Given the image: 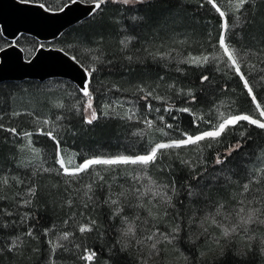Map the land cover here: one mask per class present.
I'll return each mask as SVG.
<instances>
[{"label":"trees","instance_id":"16d2710c","mask_svg":"<svg viewBox=\"0 0 264 264\" xmlns=\"http://www.w3.org/2000/svg\"><path fill=\"white\" fill-rule=\"evenodd\" d=\"M70 1L31 0L44 4L50 10H58ZM217 3L227 14L228 42L240 53L242 71L249 77L258 101L264 105V80H261L264 77V0H250L239 12L229 11L223 0H217ZM220 32L221 18L206 0H145V3L131 5L109 2L90 18L68 28L49 45L61 48L85 68L97 69L91 82L93 97L97 91L106 89L116 95L132 94L143 89L139 92L142 93V102L148 100L142 98L147 91L162 97L163 107L173 109L165 123L173 127L165 130L170 134L169 139H179L182 132L195 135L207 130L212 121L205 122L199 116L220 103L225 106L227 114L243 113L259 117L243 83L227 67L226 57L218 45ZM21 37L29 39L36 48L40 44L32 37ZM0 41L7 42L2 36ZM204 55L219 57L210 59L203 66L181 62L189 57ZM177 57L182 59L178 61ZM251 65H255V68ZM204 75L209 77V81L201 83L200 78ZM48 81L66 83L72 87L77 100L84 98L65 79L3 82L0 84V114L4 112V115L1 114L0 123L5 128H16L19 133L23 130L32 132V144L52 167H56V145L48 137L38 134L31 125L33 116L29 113L18 116L8 114V105L12 107L10 110L19 106L8 99L15 93H22L20 89L27 90L22 96L30 100L24 103L27 109L38 108L43 115H51L56 121L54 135L62 147L76 152L78 163L89 157L144 154L151 147L131 120L102 116L92 125L85 124L83 115L78 111L82 102L80 105L71 104L63 94L57 95L58 98L54 93L41 92L39 87ZM189 90L197 98L195 103H188L190 98L186 93ZM39 96L44 100L50 98L47 105L37 103ZM58 105L62 109L53 110L60 109ZM185 106L192 108L196 117L200 118L196 124L192 122L193 116L175 111ZM57 113L62 116L59 120ZM240 131H245L243 138L239 135ZM15 139L21 141L0 129V176H9L5 177V186L0 185V209L3 206L14 209L17 206L14 195L17 190L9 179L12 175L18 180L28 178L27 183L35 188L36 194L26 208L29 214L27 224L5 218L7 211H3L4 217H0V264H45L49 252L45 232L51 228L71 233L69 237L76 242L75 247L85 244L86 248L96 253L98 261L138 264L130 251L117 245L118 215H113L111 203L105 201L111 195L121 193L131 198L129 195L133 187L130 177L135 176V170L140 167L121 166L113 170L97 166L91 174L84 173L76 179L59 172H33L16 164ZM237 141L241 142L242 147L227 155V149ZM187 149L191 151L185 157ZM218 154L224 160L223 164L216 163ZM261 169H264V130L241 122L240 126L222 136L219 142L205 141L198 146L168 150L158 165L150 166L146 172L143 170L155 184L168 186L172 207L166 204L161 210L150 205L138 208V203L132 197L125 202L124 210L130 208L131 215L141 221L159 222L164 230L179 224V245L189 254L192 264H204L205 261L207 264H264L253 249L240 255L233 246L226 248L223 255L220 253L204 260L198 249L185 240V230L192 215L210 206L211 202L222 201L229 205L235 196L233 187H240L242 182L249 184L254 198L264 205V171ZM101 176L103 180L99 178ZM87 185H92V191H88ZM93 220L96 221L95 225L91 224ZM81 225L91 226L92 231L80 233ZM20 230L24 233L22 239L16 248L9 251L11 243L8 238L18 235ZM29 230L33 236L27 235ZM59 258L66 264H73L72 254L60 255Z\"/></svg>","mask_w":264,"mask_h":264},{"label":"rangeland","instance_id":"374dc122","mask_svg":"<svg viewBox=\"0 0 264 264\" xmlns=\"http://www.w3.org/2000/svg\"><path fill=\"white\" fill-rule=\"evenodd\" d=\"M89 1V0H87ZM226 3L227 8L229 11H233L229 6L228 0H223ZM19 43H17L23 50L25 58L28 59L36 46L29 40L24 37L19 38ZM126 41V40H123ZM8 45V42L0 41V48ZM45 46H48L49 44H44ZM219 57V56H218ZM178 61H180L182 58L177 57ZM47 81V80H46ZM42 93H54L56 97L64 95L65 99L69 101L71 104L74 103L76 105H81L86 103V98L82 99H76V95L74 94V91L71 86H68L66 83L60 82V81H48L45 84H43L41 87H39ZM19 91H22V93H15L13 94L8 101L17 103L19 106H16L14 109L10 110L12 107L8 105L9 107L8 114L14 115V113H29L34 118V121L31 122V125L36 128L38 132H40L41 129L44 131H53L54 127L56 125V121L53 120L52 116L50 115H43L44 113H41V111L38 108L35 109H27V105L24 103H28L29 98L22 97L23 94H26L25 89H20ZM141 90L135 91V93L129 94H112V92L109 89H106V91L99 92L97 91L95 96L93 97V103L94 106L97 109L98 116L99 117H119L127 120H131L134 122V124L139 128L138 133L145 136L148 143L152 146L155 143L159 142H168L170 138V134L167 130L166 119H169L171 116V113L165 112V108H169L168 106L163 107V100L161 99H155L154 97H160L155 92L150 91L152 93V97H150L146 102L140 101V96L142 95ZM149 91L144 93L146 95ZM58 95V96H57ZM68 95V96H67ZM40 98L37 100V103L41 105V102L47 105L48 100L50 98H47L46 100ZM59 98V97H58ZM9 103V102H8ZM51 103V102H50ZM54 103V102H53ZM142 103L151 104L152 109L149 110L146 105L142 106ZM22 104V105H21ZM70 105V104H69ZM108 105V108H105L104 106ZM59 107V106H58ZM60 109H54L53 110H61ZM159 108L161 111L157 112L156 109ZM225 106L220 103L214 106L211 110H209L206 114H201V119L204 121H212L210 123V126L207 130H210L213 124L218 123L219 113L223 112L227 115V112L225 110ZM107 111L108 115L105 116L103 113ZM1 114L4 115V112ZM0 114V118H1ZM30 115V116H31ZM129 116H132V119H128ZM163 116L164 121H160L159 117ZM57 117L60 116L59 113L56 114ZM259 118V117H258ZM146 119H150L154 121L153 127L149 129L147 125L144 123ZM262 121H264V118H260ZM44 120H48L49 123L45 125L43 123ZM59 120V119H58ZM160 129H163V131H160ZM206 131V130H205ZM23 132H30L28 130H23ZM17 139H21L20 142H18L15 139V145H16V153H17V165H19L22 168H27L32 170L33 172L36 171H44V168L52 169V171L49 172H60L59 165L55 163L56 167H52L51 164H48V162H45L41 156V152L38 148H36L31 141V137H24L22 135L16 136ZM63 148V158L67 162L69 159H73L74 156V163L73 166L78 165L79 163L76 161V152L62 147ZM34 149L38 151H34ZM191 150H188L185 152V157H187V154L190 153ZM136 175H140L141 178L139 180H134L132 176L130 178V183L132 184L133 189L130 191L129 197H133V201L137 202L136 207L141 206H151L152 208H156L158 210H161L166 207V204L163 202V200L157 196L153 197L151 192H147L143 196H139L138 193H136V189H139L140 192H145L146 187L149 186V180L146 178L145 172L138 168L135 170ZM5 177H9L7 174L4 175V177L0 180V185H4V181L6 180ZM9 179H11L14 183V186L16 187L15 190H17L15 195V201L17 202V206L13 209L8 206H3L0 209V215L1 218H3V211L5 212V215L7 217L5 218H11L12 221L17 222L18 224L25 223L29 221L28 212L26 208L28 207V204L25 205L24 201L31 200L32 196L28 195V189L32 188L30 186V183H27L28 178H21L16 179L14 175H12ZM246 182H242L240 187H233L235 191V196L230 200V204L226 205L224 203L218 202V203H212L210 206L203 207V209L197 211L194 215H192L191 222H189L185 232L187 239L186 242L190 245H194L198 251L201 253H205L201 259H211L212 256H216L221 253V248H223V251L233 246L236 252L241 253L246 250H248V241L246 239H242L243 236H252L253 240L251 241L252 249L260 255V241L264 240V224H252L248 225V232L244 233L241 229L238 231L237 234L232 236L229 240H225L222 236V230L221 228L211 223V218L214 217L217 221H220L225 226H231L234 222L237 221L236 213L239 211L241 207H244L245 209H248L250 207L254 208H260L264 210V205L258 202V199L254 198V192L250 191L248 193H245L243 191V185ZM153 191H162L164 193H167V195H170V191L167 188H163L162 185L153 184L151 185ZM110 199H115L118 201L117 205L111 204V209L113 210V213L117 207L122 208L123 211L118 215V225H117V245L119 248L123 250L130 251L132 255L135 257L138 264H143V260H147V264H192V259L190 258L189 254L186 253L179 245L178 237L173 240L171 244L164 242L157 245V249L159 250V255H155L152 253V250L150 248V244L152 242L147 241L146 237L148 235H151L153 232L159 230L157 232V237H159V233H167L172 234V229L174 227H171L170 229L164 230L162 228V225L159 224V222H146L141 221L139 218L134 217L131 215V209H127V211L124 210V204L128 199L127 196L123 195H111ZM248 201H252L251 204L248 203ZM243 202V204H242ZM217 210H219V215H217ZM8 213H11V215H8ZM27 213V216L25 215ZM117 216V215H116ZM225 216H228V219H225ZM131 225L134 229V232L132 235L128 237H124L122 235V232ZM29 229V228H28ZM207 229V231H205ZM24 230V226H23ZM46 235V243L49 247V252L47 256V260L45 264H66L63 259L59 258L60 255L65 254H72L73 255V264H86L85 261L79 259L81 255L84 254V249L87 247L85 244L79 246V248H76V242L72 241L70 237L67 240H59V237L63 235L64 230L58 229V228H51V230H47ZM181 231L179 232V234ZM178 234V235H179ZM24 233L22 230L18 231V235H14L12 237H9L10 243H12L13 240H16V243L20 242L22 239ZM19 238V239H17ZM219 240V244L216 243V241ZM49 241L58 242L59 244L63 245L61 248H57L55 252L52 251L51 245L49 244ZM137 241H143V243H137ZM125 244H127V248L125 249ZM89 249V248H87ZM62 253V254H61ZM183 253V255H181ZM187 256L188 259L185 260L184 257ZM261 259L264 260V256H261ZM75 259V260H74ZM92 264H108L106 261H98V259L95 257V260L92 262Z\"/></svg>","mask_w":264,"mask_h":264},{"label":"snow or ice","instance_id":"6c2138e0","mask_svg":"<svg viewBox=\"0 0 264 264\" xmlns=\"http://www.w3.org/2000/svg\"><path fill=\"white\" fill-rule=\"evenodd\" d=\"M31 0H20V3L27 4L30 3ZM81 2V0H71V4H76ZM89 2L92 5V11L90 14H95L97 11H100L102 9V6L111 2L113 4H123V5H131V4H142L145 3V0H89ZM229 6L232 10L235 12H239L246 4H249L250 0H228ZM206 3L211 5V7L216 11V13L219 14L221 18V32L219 34V40L218 45L219 49L222 51V55L226 57V63L227 67H229L231 70L234 71L235 75L239 77L240 81L243 83V87L247 92V95L251 97V100L253 104L255 105V108L257 112L259 113V118H254L253 115L249 114H225L223 112L219 113L218 123L213 124L210 130H206L203 132H200L198 134L192 135L188 134L187 132H182L181 137L179 139H171L168 142H159L152 145L144 154L139 155H117L114 157H89L84 159L81 163L78 165L73 166L74 163V156L73 159H69L67 162L63 158V148L61 146V142L59 139H57L56 135H54L53 131H44L43 129L40 130L38 133L39 135H43L48 137V139L52 140L56 145V159L55 163L59 165V174L70 177L72 179L79 178L81 174L89 173L91 174L92 171L96 169L97 166H105L109 169H116L121 166H139L142 170L145 172L150 166H156L160 162V158L171 149H181L184 147H190V146H198L202 142L205 141H215L219 142L220 138L224 136L226 133H228L231 129L236 128L237 126L241 125V122H247L248 126H255L256 129L264 130V121H262L260 118H264V105H262L257 98L256 91L250 83V79L247 75H245L244 71H242L241 68V56L240 53L228 42V36L227 32L229 31V23L226 18V12L221 9V6L219 3H217V0H206ZM69 5H65L67 7ZM39 7L44 8V4H40ZM64 8H60V11H63ZM135 19V18H134ZM0 36H3V32L0 31ZM17 39L14 38L10 44H8V47H15L17 44ZM123 43V42H122ZM127 46V45H125ZM41 48L44 46L41 45ZM5 51V48H0V52ZM73 60H76L75 57H72ZM94 59H97L94 57ZM129 59H131L129 57ZM210 59H218V57H209L207 55L204 56H197V57H189L187 60L181 61L182 63H192L197 66H203L204 64H207L210 62ZM79 63V61H76ZM83 67V66H82ZM251 67L254 69L255 65H251ZM96 68H83V71L85 73V79L83 81V86L79 89V91L82 93V96L86 98V103L81 105L78 108V111L83 115L84 123L88 125H92L95 121L99 119L98 112L96 107L93 103V93L91 90V82L92 78L94 76V73L96 72ZM180 69H178L179 71ZM201 83H204L206 81H209V77L207 75L201 76ZM261 80H264V77H261ZM143 91V89H141ZM186 95L190 98L188 103H195L196 102V96L193 95L191 90H189ZM150 97H152V93L148 92L143 99L147 100ZM155 99H163L162 97H154ZM60 106V105H58ZM105 108H108V105L104 106ZM146 107L151 110L152 105L149 103L146 105ZM157 112L161 111L159 108L156 109ZM165 112L171 113L173 109L171 107L165 108ZM175 111H178L180 113H186L190 116H193V124L197 123V120L200 119L199 117H196L194 111L190 107H179L176 108ZM14 115L18 116L20 113H14ZM103 115L107 116L108 112L105 111ZM57 119H60V117H57ZM128 119H132V116H129ZM160 121H164V117H159ZM173 119H175V116H173ZM208 122V121H205ZM43 123L47 125L49 123L48 120H44ZM144 123L147 125L149 129L153 127L154 121L150 119H146ZM167 128H172L173 125L166 124ZM0 129H3L4 131L10 132L14 136L22 135L24 137H31L33 135L32 132H23L19 133L16 128H5V126L0 123ZM160 131H163V129H160ZM240 137L245 136V131H240L239 133ZM209 146H211L209 144ZM241 142L237 141L235 145L230 146L227 149V155H231L232 152L238 150L241 148ZM34 151H38L34 149ZM182 163H187V161H182ZM217 164H223L224 160H222L217 155L216 158ZM45 172L52 171V169L44 168ZM261 171H264V169H261ZM97 175H99L97 173ZM101 180L104 178L101 176L99 177ZM141 178L140 175H137L133 177L134 180H139ZM149 180V186L146 187L145 192H140L139 189H136V193L139 194V196L145 195L147 192H151L153 197L159 196L165 204H167L169 207H172V196L167 195V193H164L162 191H153L151 185L155 184L154 181L151 180L150 177H146ZM4 183H7V180L4 181ZM88 191H92V185L86 186ZM163 188H167V185L162 186ZM172 190L175 193V185L172 186ZM243 191L245 193L249 192V184L245 183L243 185ZM36 194L35 188H29L28 189V195L34 196ZM192 193L190 192L189 195ZM87 195V193H85ZM123 195V193H121ZM2 198V197H0ZM91 199V197H89ZM25 205L30 204L31 200L24 201ZM71 203V202H69ZM105 203H111L112 205H117L118 201L115 199H109L106 200ZM249 204L252 203V201H248ZM243 204V202H242ZM123 211L122 208L117 207L113 213V215H119ZM8 215H11V213H8ZM27 216V213L25 214ZM217 215H219V210H217ZM237 221L231 224V226H225L220 221H217L214 217L211 218V223L218 225L222 230V236L225 240H229L232 236L238 233L241 229L244 233L248 232V225L252 224H264V210L260 208H254L250 207L248 209H245L244 207H241L239 211L236 213ZM225 219H228V216H225ZM96 221H91L92 225H95ZM80 233L90 232L92 231V227L89 225H81L79 227ZM159 230L153 232L151 235H148L146 237L147 241L152 242L150 244V248L152 250V253L155 255H159V250L157 249V245L160 243L167 242L171 244L173 240H175L178 237L179 232L181 231L180 225L177 224L172 229V234L167 233H159V237H157V232ZM207 231V229H205ZM134 232V229L131 225H129L123 232L122 235L124 237H128L132 235ZM47 231L45 232V235H47ZM28 236H33V233L31 230L27 233ZM71 233L65 232L62 236L59 237V240H67ZM19 239V238H17ZM242 239H246L248 243V250L252 251V244L251 241L253 240L252 236H243ZM137 243H143V241H137ZM217 244H219V240L216 241ZM49 244L51 245L52 251L55 252L57 248L63 247V245L59 244L58 242L49 241ZM260 255L264 256V240L260 241ZM18 245L16 243V240H13L11 245L9 246V251H12L14 248H16ZM127 248V244H125V249ZM224 254L223 248H221V255ZM183 255V253H181ZM205 253H201V257H203ZM240 255H244L243 252L240 253ZM96 253L90 249L85 248L84 254L79 257V259L86 262V264H92V262L95 260ZM185 260L188 259L187 256L184 257ZM143 264H147V260H143ZM204 264H207L205 261Z\"/></svg>","mask_w":264,"mask_h":264},{"label":"water","instance_id":"95a60500","mask_svg":"<svg viewBox=\"0 0 264 264\" xmlns=\"http://www.w3.org/2000/svg\"><path fill=\"white\" fill-rule=\"evenodd\" d=\"M41 3H20V0H0V31L3 38L12 42L14 38L26 35L37 41L52 42L68 28L90 18L93 14L90 2L81 1L62 6L63 11L39 7ZM61 7V8H62ZM41 46V45H40ZM38 46L32 56L25 59L22 49L5 46L0 52V84L49 79H65L79 90L83 86L84 66L73 60L72 56L59 47Z\"/></svg>","mask_w":264,"mask_h":264}]
</instances>
